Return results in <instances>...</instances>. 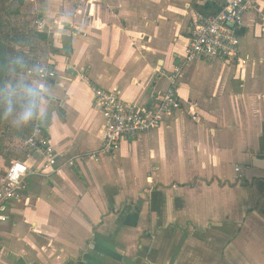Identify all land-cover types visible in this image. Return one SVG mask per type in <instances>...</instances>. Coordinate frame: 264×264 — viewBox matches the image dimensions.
<instances>
[{
    "label": "crops",
    "instance_id": "obj_1",
    "mask_svg": "<svg viewBox=\"0 0 264 264\" xmlns=\"http://www.w3.org/2000/svg\"><path fill=\"white\" fill-rule=\"evenodd\" d=\"M208 6L23 0L31 37L16 47V93L46 115L43 135L60 160L101 145L94 87L139 106L157 102L184 65L191 21ZM256 8L239 31L245 66H183L182 108L160 127L123 141L112 158L28 177L25 201L3 208L0 264H264V170L251 162L264 159V0ZM37 65L55 77H28ZM22 162L37 170L43 157Z\"/></svg>",
    "mask_w": 264,
    "mask_h": 264
},
{
    "label": "built area",
    "instance_id": "obj_2",
    "mask_svg": "<svg viewBox=\"0 0 264 264\" xmlns=\"http://www.w3.org/2000/svg\"><path fill=\"white\" fill-rule=\"evenodd\" d=\"M256 2L257 0H200L202 6L212 5L216 11L213 14H195L187 31L188 44L183 57V66L196 61L211 64L217 60L240 67L245 66L247 60L240 54L239 31L243 26L244 16L252 10H257ZM183 66L171 70L166 77L167 89L160 94L157 102L150 106L125 102L117 90L109 91L94 87V103L100 109L103 120L101 145L97 150L84 155L60 160L44 137L40 121L31 122V133L24 140L25 150L27 153H39L43 157V163L39 169L31 171L22 161L16 159L10 161L2 172L0 224L7 222V217L3 214L5 205L25 201L24 182L28 177L48 180L61 176L64 170H75L85 160L112 158L123 141L131 142L141 135L150 133L179 111L182 103L178 95V87ZM26 75L42 82L55 77L52 70L38 65L35 71L28 69ZM189 107V115L195 121L197 104L189 103ZM234 171L239 175L240 168H235Z\"/></svg>",
    "mask_w": 264,
    "mask_h": 264
},
{
    "label": "trees",
    "instance_id": "obj_3",
    "mask_svg": "<svg viewBox=\"0 0 264 264\" xmlns=\"http://www.w3.org/2000/svg\"><path fill=\"white\" fill-rule=\"evenodd\" d=\"M5 4V0H0V97L3 99L6 87L9 85L10 76L14 70L20 71L21 60L18 56L16 47L30 46V31L25 27H17L13 25L9 17L21 16L20 8L23 7V0H17V5ZM216 10L206 7L202 14H213ZM38 39H43L41 34H35ZM0 100V134L4 130L5 120L8 116V111ZM31 133L30 123L26 125L24 132L15 133L16 137L25 140ZM18 159V158H16ZM22 161V159H18Z\"/></svg>",
    "mask_w": 264,
    "mask_h": 264
},
{
    "label": "rangeland",
    "instance_id": "obj_4",
    "mask_svg": "<svg viewBox=\"0 0 264 264\" xmlns=\"http://www.w3.org/2000/svg\"><path fill=\"white\" fill-rule=\"evenodd\" d=\"M5 4L17 5V0H5ZM12 8V10L15 8ZM23 8V7H22ZM21 16L16 17L12 16L9 19L12 21L13 25L17 27H25L30 29V22L28 18H23L22 9L20 8ZM257 29H254L253 35L255 38H258L260 35ZM243 40L239 39V47L241 49ZM19 72V71H18ZM4 98L2 104L5 105L6 110L8 111V116L5 120L4 130L0 134V176L2 172L8 167L10 161L22 159L28 153L25 150L24 140L16 137L15 133L24 132L26 130V125L23 121L18 118L20 111L23 108H27L30 101L27 99V96L23 93H16V70L10 76L9 85L6 87L4 92ZM31 125V123H30Z\"/></svg>",
    "mask_w": 264,
    "mask_h": 264
},
{
    "label": "clouds",
    "instance_id": "obj_5",
    "mask_svg": "<svg viewBox=\"0 0 264 264\" xmlns=\"http://www.w3.org/2000/svg\"><path fill=\"white\" fill-rule=\"evenodd\" d=\"M46 115L43 111H39L37 105L34 103H29L27 108H23L20 111L18 118L25 123V125H28L29 123L33 121H43L45 119Z\"/></svg>",
    "mask_w": 264,
    "mask_h": 264
},
{
    "label": "water",
    "instance_id": "obj_6",
    "mask_svg": "<svg viewBox=\"0 0 264 264\" xmlns=\"http://www.w3.org/2000/svg\"><path fill=\"white\" fill-rule=\"evenodd\" d=\"M252 167L258 170H264V159H259L257 157L251 158Z\"/></svg>",
    "mask_w": 264,
    "mask_h": 264
}]
</instances>
